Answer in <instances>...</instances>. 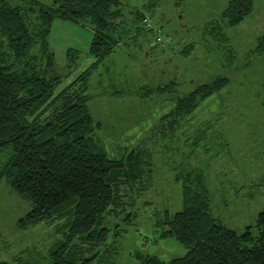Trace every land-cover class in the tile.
<instances>
[{"label": "trees", "instance_id": "16d2710c", "mask_svg": "<svg viewBox=\"0 0 264 264\" xmlns=\"http://www.w3.org/2000/svg\"><path fill=\"white\" fill-rule=\"evenodd\" d=\"M20 1L22 5L11 6L8 0H0V182L30 206L16 223L19 230L62 222L56 230L61 239L45 256L35 258L33 250L26 248L0 264H105L111 253L105 243L110 230L103 227L104 217L122 209L125 198L131 202L146 191L152 172L151 152L138 145L120 159L108 158L96 136L100 124L88 108L90 76L124 38L125 29L119 27H123L125 4L122 0H53L45 6L35 0ZM146 5L142 8L152 4ZM141 9L134 6L129 13L135 30L132 38L148 30L154 41L155 31L147 24L161 33L162 28ZM252 10L253 0H230L221 20L236 27ZM55 19L89 26L92 32L88 49L92 62L63 87L47 41ZM206 34L221 44L229 43L219 23L206 26ZM192 47L180 53L186 55ZM70 52L76 51L68 52L69 69L77 58ZM263 54L264 27L249 52L251 57ZM227 84L225 77L218 76L177 98L160 120L165 125L162 136L167 131L173 137L184 117ZM168 88L142 87L137 94L146 98L171 92ZM202 132L199 142L205 139ZM199 146L191 143L194 149ZM174 181L181 189L180 210L161 216L153 211L151 220L154 228L162 230L160 238H173L186 253L169 261L137 254V264H264V210L254 225L238 232L213 217L204 169H179Z\"/></svg>", "mask_w": 264, "mask_h": 264}, {"label": "rangeland", "instance_id": "374dc122", "mask_svg": "<svg viewBox=\"0 0 264 264\" xmlns=\"http://www.w3.org/2000/svg\"><path fill=\"white\" fill-rule=\"evenodd\" d=\"M35 1L45 6L53 2ZM122 1L125 18L119 28L125 29L124 38L90 76L88 108L100 124L96 136L107 157L120 159L138 145L151 152L152 172L146 191L131 202L125 198L122 209L104 217L103 227L110 230L105 243L111 253L105 264H137V254L169 261L182 257L185 247L173 238H160L162 230L154 228L151 217L153 211L161 216L180 210L181 189L174 181L179 169H204L212 215L228 228L240 232L254 225L264 210V54L249 55L264 27V0H253L252 13L236 27L221 20L230 0ZM8 3L22 5L20 0ZM145 3L152 5L142 8ZM134 6L162 28L167 44L154 45L147 29L132 38L135 30L129 13ZM212 23L220 24L229 43L205 35ZM91 38L89 26L53 21L47 41L56 72L62 76L61 87L92 62L88 55ZM189 45L192 51L180 53ZM69 50L76 51L69 55L77 57L70 69L66 67ZM218 76L228 84L184 117L173 137L167 131L162 136L165 125L160 120L174 108L175 100ZM142 87L172 91L141 98L137 92ZM108 91L116 95H104ZM202 131L205 139L199 142ZM195 141L200 148L191 147ZM29 209L26 201L0 182V260L11 261L26 248L33 250L35 258L36 254L45 256L61 239L56 230L62 222L19 230L16 223ZM127 216L128 223L123 221Z\"/></svg>", "mask_w": 264, "mask_h": 264}, {"label": "built area", "instance_id": "2783aa9c", "mask_svg": "<svg viewBox=\"0 0 264 264\" xmlns=\"http://www.w3.org/2000/svg\"><path fill=\"white\" fill-rule=\"evenodd\" d=\"M150 23H148L147 24V27L149 28V29H151V30H153V31H155L154 32V41H155V43L158 45V44H160V45H165V44H167V42H168V39L167 38H165L164 36H163V34L161 33V32H159L157 29H156V26H154V25H151Z\"/></svg>", "mask_w": 264, "mask_h": 264}]
</instances>
